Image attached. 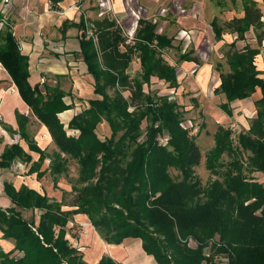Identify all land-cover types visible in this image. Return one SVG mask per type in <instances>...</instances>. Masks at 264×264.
I'll use <instances>...</instances> for the list:
<instances>
[{"label":"trees","instance_id":"obj_1","mask_svg":"<svg viewBox=\"0 0 264 264\" xmlns=\"http://www.w3.org/2000/svg\"><path fill=\"white\" fill-rule=\"evenodd\" d=\"M260 17L252 4L244 18L233 19L230 25L242 40L250 26L254 30L263 26ZM85 21L95 39L81 35L80 55L97 98L86 100L87 106L67 127L59 114L71 109L64 101L68 94L59 84L50 86L46 81L33 87L27 57L20 53L11 31L0 30V64L57 150L48 156L23 135L29 150L40 156L29 172L43 177L47 169L39 171L41 164L50 158L49 174L58 175L68 156L84 153L82 166L91 168L94 163L98 172L83 186L77 210L105 243L139 239L156 264H264V184L252 178L254 173L264 175V71L254 65L260 50L245 46L228 54L230 73L220 75L217 89L225 97L220 108L227 116H231V102L247 99L259 89L250 127L237 135L236 145L231 132L221 129L214 148L202 153L169 93L178 87L176 71L162 54L171 48L172 40L157 34L155 25L144 19L132 38L111 17L91 24L82 18L81 29ZM215 37L220 40L219 29ZM262 40V33H257L258 46ZM134 58L140 72L131 77L128 70ZM153 78L168 87L167 94L151 95L144 89ZM102 122L110 129L104 140L96 133ZM165 134L168 140L162 145ZM223 155L228 161H220ZM202 158L217 177L205 188L195 174ZM15 160L28 163L31 157L18 144L6 147L0 171ZM4 192L14 208L0 209V240L12 241L13 248L5 252L0 246V264H87L66 238L72 211L49 208L45 195L25 185L16 190L5 183ZM16 208L39 211L38 223L25 219ZM96 264L116 263L104 255Z\"/></svg>","mask_w":264,"mask_h":264},{"label":"crops","instance_id":"obj_2","mask_svg":"<svg viewBox=\"0 0 264 264\" xmlns=\"http://www.w3.org/2000/svg\"><path fill=\"white\" fill-rule=\"evenodd\" d=\"M75 1L76 0H56V3L53 4V0H10L9 3L3 5V0H0V17L5 16L7 18L11 26V34L18 43L20 53L28 59V81L33 87L41 86L42 79L50 86L56 85L57 81L61 82L62 79H71L73 81V88L79 90L80 93L83 88L85 94H88L90 97H95L93 93V80L87 73L86 65L80 55V20L82 18L87 19L91 24L105 17H111L129 38L133 37L140 19L150 21L154 25L156 24L153 21L159 20L162 29L163 26L166 25L164 30H167V34L162 32V30L160 32L156 30V32L157 34L165 35L167 38H170L172 40L171 46L174 43H179L176 42L175 39L181 40L184 36L188 37V34L195 40L204 41L205 39H213L216 29L220 30L221 38L224 37L231 41H236V39L239 38L233 28L231 35H223V25H225L226 22L230 23L233 19L244 18L245 9L249 7V5L254 4L255 8L258 9L261 14L260 23H262L263 26L258 30H254L253 26L249 27L248 31L244 34V38H246L247 42L245 46L253 48L251 42H257V33L261 30L262 37L264 34V0H85L80 5H83L81 12H69L62 15L54 12L55 10L53 9L48 10L51 5L54 9H59L57 11L60 12L66 10ZM248 34H251L252 37L248 38ZM75 57H77L79 63H81L84 71L92 82V84L88 86V90L86 86L90 82L88 83L87 80L82 81L78 77H73L75 63L70 62V58L74 60ZM181 61H183L185 65L186 61L191 62L192 60H181L179 58V62ZM170 66L175 68L176 77L178 79L179 66L177 63H173ZM205 67L206 68L201 71L202 74L207 75L206 73H209L208 66ZM137 70L140 72L139 61ZM56 76L63 77L56 79ZM153 80L160 83V86L162 85L157 78H153ZM255 93L259 99L261 97L259 89H257ZM90 97L80 99H83V102L87 105L86 100L95 99ZM67 98L71 97L69 96ZM72 100L73 99H70L69 103H67L64 99L65 103L71 106V109L59 114V119L65 127H67V123L74 115L78 114L86 107L84 106L80 109L81 106L77 104L76 101L72 103ZM28 113H30L35 120L29 119V124H38L37 126L39 127L37 128L39 132L35 133L32 126H28V129L26 128L24 133L18 134L17 137L19 141H13V143L3 146L0 156L6 147L18 144L23 151L31 157V161L27 163L15 160L11 166L15 165L17 161H20L28 166L27 173L32 175V173L29 172L30 167L33 163L38 161L39 154L29 150L26 141L22 138L23 135L24 138L32 141L37 148L45 153L46 148L54 144L46 127L35 118L30 109L21 100L10 76L0 64V137L3 142H6L9 137L8 131L16 132L18 130V121L24 118L25 114L29 116ZM103 124L107 126L106 130L109 131L108 135H106L108 138L110 135L109 126L105 122L99 125L104 127ZM106 137H104V139ZM34 155H37V159ZM45 161L46 164L44 165ZM42 165H44V170L47 169V172H49L48 167L50 165V158H45L41 167ZM41 167L39 171H44L41 170ZM4 170L0 171V177L1 172ZM33 174L36 175V173ZM21 185L23 184H20L19 187L15 189L18 190ZM10 208H14V205L5 194L4 186H2L0 191V209L8 210ZM16 210L21 212L22 216L26 212H31V218H34L36 224L38 223L39 211L38 215L35 216L34 212L37 210L34 212L18 208H16ZM95 236L96 238L92 237L94 243H92V238L89 235L82 240L80 239L79 243H70L73 247L78 248L83 255V260L87 264H96L104 255L110 257L116 264H156L154 258L143 251L141 240L139 239H125L119 245H108L104 243L96 233ZM94 238L97 240L95 241ZM1 243L13 242L0 240V246L7 252L10 250H5L4 245H1ZM10 248H13V244Z\"/></svg>","mask_w":264,"mask_h":264},{"label":"rangeland","instance_id":"obj_3","mask_svg":"<svg viewBox=\"0 0 264 264\" xmlns=\"http://www.w3.org/2000/svg\"><path fill=\"white\" fill-rule=\"evenodd\" d=\"M80 5L78 7V11L75 13L82 11L83 5ZM51 8L55 11L59 10L54 9L52 6ZM62 12H64V10H62ZM65 14L66 13H62V15ZM153 22L156 24L155 27L157 32L162 30V32L167 34V30H164L166 25L163 26L162 29L159 20ZM223 26V35H231L233 32V27L230 25V23L226 22ZM4 29L5 28L2 27L0 30ZM259 33H261V30ZM247 36L248 38L252 37L251 34H248ZM175 41L179 43L172 44L171 48L162 54V57L163 60L169 65L177 63L180 68L178 71L179 78L177 79L178 87L176 91L170 90L169 93H174L172 94V97H175L176 102L180 107L179 110L181 111L182 119L184 120L183 126L191 127L190 135L194 137L195 143L199 146L202 153H207L214 148L216 135H218L221 129L229 130L231 132L232 144L236 145L237 135L248 130L252 119L255 117V103L258 100V96L256 93H254L247 99L235 100L231 102L229 104L231 116H227L220 108V105L226 103V100L223 94L218 93L217 89L219 86L220 75H226L230 73V69L226 61L227 55L233 53L234 51L242 50L247 44L246 38H244V40L236 39V41H231L230 39L224 37L220 38L219 40L214 36L213 39H205L203 41L195 40L190 34H188V37L184 36L181 40L175 39ZM251 44L253 45V48H258L260 50V54L255 58L256 68L260 71H264V40L260 46H258L256 41L251 42ZM183 55H186L192 61H186L185 65L183 61L179 62V58ZM70 62L75 63L73 77H78L82 81L87 80L88 83L90 82L89 84L87 83L88 85L86 86L88 90V86L92 84V82L84 71L83 66L81 63H79L77 57H75L74 60L70 58ZM205 66H208L209 73H206L207 75L202 74L201 71L202 69L206 68ZM137 69L138 60L134 58L130 64L128 71L129 75L131 77L136 76L139 73ZM57 84H59L61 89L66 94H68V96L64 98L67 103H69L70 99H73L72 103L76 101V103L81 106L80 109H82L84 106H87L82 100L90 96L83 92V88H80L82 91L81 93L76 88H73V81L71 79H62L61 82L57 81ZM144 89L146 91L149 89L151 95L159 96L168 93V87L166 85L160 86V83H157L153 79L151 80L150 87L147 88L144 86ZM124 95L127 97L128 93L126 92ZM69 96L71 98H67ZM90 98L96 99L97 97L93 96ZM28 114L29 116L25 114L24 118H21L18 121V130L16 131L17 133L15 131H8L9 137L7 141L5 140L6 142H3L2 138L0 137V154L3 146L13 143V141H19V138L17 137L18 134L24 133L25 129H28V126H32L35 133L39 132V129L37 128L39 127L37 126L38 124H29V119L34 120V118L30 113ZM103 125L104 127L102 125H98L96 129V133L101 140H104V137H106V135L109 133V131L106 130L107 126L105 124ZM141 127L142 129L145 128V122L142 123ZM45 151L49 156L53 151L57 150L53 145L46 148ZM83 155L85 154L81 153L73 157L68 156L66 158V164L62 173L58 175H50L49 172H46L43 177H39L37 174H28V166L20 161H17L15 165L1 172L0 191L5 183L11 184L14 188L19 187L20 184H23L29 189L35 190L41 195H45L47 197L49 208L73 212V221L67 226L69 229L67 239L70 243H79L80 239H84L87 235H89L91 238H96V232L91 227L89 221V227H86L83 223L77 221L76 219L80 217L86 220L87 218L84 214L77 210L78 208L76 205L81 198V190L83 186L92 180L93 176L98 172V167L94 163H92L91 168H85L82 166L81 160ZM34 157L37 159V155H34ZM220 161H228L227 155H223ZM45 164L46 161L44 162V165ZM44 165H42L41 170L45 169ZM170 174L172 177H176L177 175L174 170H170ZM195 174L203 188L207 187L213 180L217 178L213 176L206 168L205 158H202L200 165L195 169ZM252 178L264 184L263 174L254 173L252 174ZM34 213L36 216L39 212L35 211ZM23 216L27 220H30L32 217L31 212H26ZM92 243H94L93 238ZM12 244L13 243H1V245H4L5 250H11L10 247Z\"/></svg>","mask_w":264,"mask_h":264},{"label":"built area","instance_id":"obj_4","mask_svg":"<svg viewBox=\"0 0 264 264\" xmlns=\"http://www.w3.org/2000/svg\"><path fill=\"white\" fill-rule=\"evenodd\" d=\"M10 0H3V5L4 4H7L9 3ZM85 0H76L72 5H70L68 7V10L69 12H73L75 13L76 11H78V7L80 4H82ZM48 10H52L51 6H49ZM56 13H59V14H62V13H67L66 10H64V12L60 11V12H57V11H54ZM4 27V28H8L9 30H11V26L10 24L8 23V20L5 16H2L0 17V29ZM81 35H84L86 38H89V37H92L93 39H95L94 35H93V31H91V28L89 26V24L84 23V28L81 29V32H80ZM43 79L41 80V83H43ZM173 94V92H171ZM191 128V127H189ZM167 140H168V136L165 134L162 136V139L160 140L161 144L162 145H166L167 143Z\"/></svg>","mask_w":264,"mask_h":264},{"label":"bare ground","instance_id":"obj_5","mask_svg":"<svg viewBox=\"0 0 264 264\" xmlns=\"http://www.w3.org/2000/svg\"><path fill=\"white\" fill-rule=\"evenodd\" d=\"M66 11H67V13H69L68 8L66 9ZM76 219H77V221L83 223L84 226L89 227L87 218H86V220H85L84 218H80V217H78V218H76ZM96 240H97V239H96ZM97 242H98V241H97ZM99 243H101V242H99Z\"/></svg>","mask_w":264,"mask_h":264}]
</instances>
